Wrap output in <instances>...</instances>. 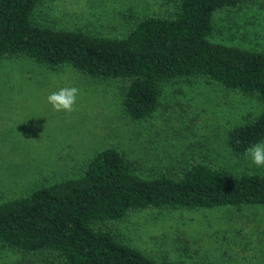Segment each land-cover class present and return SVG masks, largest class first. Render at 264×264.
<instances>
[{"label":"rangeland","instance_id":"374dc122","mask_svg":"<svg viewBox=\"0 0 264 264\" xmlns=\"http://www.w3.org/2000/svg\"><path fill=\"white\" fill-rule=\"evenodd\" d=\"M168 10L158 0H41L33 20L122 37L134 19ZM210 40L264 50V0H251L232 15L219 12ZM123 84L69 65L49 68L24 55L0 58V202L78 176L105 146L117 147L145 178L176 176L195 159L230 174L264 173L245 156L231 155L226 144L233 127L264 110V100L204 79H176L162 84L151 117L133 120L122 107ZM70 86L80 89L75 110L54 111L47 96ZM106 228L160 264H264L262 205L149 207ZM0 264L59 263L42 253L0 249Z\"/></svg>","mask_w":264,"mask_h":264},{"label":"trees","instance_id":"16d2710c","mask_svg":"<svg viewBox=\"0 0 264 264\" xmlns=\"http://www.w3.org/2000/svg\"><path fill=\"white\" fill-rule=\"evenodd\" d=\"M40 1L0 0V58L24 55L49 68L69 65L122 81V107L133 120L151 117L162 84L176 79H204L264 100V50L210 40L219 12L232 15L251 0H158L170 10L134 19L122 37L38 25L33 14ZM263 140L264 110L233 127L226 144L231 155L244 157L245 149ZM225 205L264 207V173L230 174L195 159L176 176L145 178L117 147L105 146L78 176L0 202V249L42 253L59 264H160L116 238L106 224L149 207Z\"/></svg>","mask_w":264,"mask_h":264},{"label":"clouds","instance_id":"9594fccd","mask_svg":"<svg viewBox=\"0 0 264 264\" xmlns=\"http://www.w3.org/2000/svg\"><path fill=\"white\" fill-rule=\"evenodd\" d=\"M80 89L76 86L62 87L47 96V103L54 111L72 113L75 110ZM245 157L257 168L264 167V141H259L245 149Z\"/></svg>","mask_w":264,"mask_h":264}]
</instances>
